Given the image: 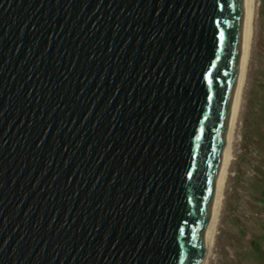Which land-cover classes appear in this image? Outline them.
<instances>
[{
    "label": "water",
    "instance_id": "1",
    "mask_svg": "<svg viewBox=\"0 0 264 264\" xmlns=\"http://www.w3.org/2000/svg\"><path fill=\"white\" fill-rule=\"evenodd\" d=\"M246 0H0V264H201Z\"/></svg>",
    "mask_w": 264,
    "mask_h": 264
},
{
    "label": "rangeland",
    "instance_id": "2",
    "mask_svg": "<svg viewBox=\"0 0 264 264\" xmlns=\"http://www.w3.org/2000/svg\"><path fill=\"white\" fill-rule=\"evenodd\" d=\"M232 159L207 264H264V0H254Z\"/></svg>",
    "mask_w": 264,
    "mask_h": 264
},
{
    "label": "bare ground",
    "instance_id": "3",
    "mask_svg": "<svg viewBox=\"0 0 264 264\" xmlns=\"http://www.w3.org/2000/svg\"><path fill=\"white\" fill-rule=\"evenodd\" d=\"M254 0H246V12H245V19L243 21V44H242V51H241V61H240V68H239V76H238V86L235 89V95L233 100L232 112L230 117V125L231 130L230 134L226 140V151L225 157L221 162V168L219 173V180L218 186L215 192V198L213 202L212 212L209 219V230L206 237L205 248L202 258L201 264H207L208 259L212 253V245L213 239L215 235V228L218 220V215L220 211L222 196H223V189L227 179L228 170L230 166V162L232 159V145L234 139V131L236 125V118L238 115L239 104H240V96L242 95V86L245 78L246 66H247V59H248V48L249 42L251 37V17H252V8Z\"/></svg>",
    "mask_w": 264,
    "mask_h": 264
}]
</instances>
